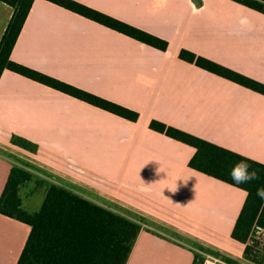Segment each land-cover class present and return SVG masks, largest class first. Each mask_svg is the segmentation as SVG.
<instances>
[{
	"label": "crops",
	"instance_id": "obj_1",
	"mask_svg": "<svg viewBox=\"0 0 264 264\" xmlns=\"http://www.w3.org/2000/svg\"><path fill=\"white\" fill-rule=\"evenodd\" d=\"M77 1L168 46L156 48L52 1L33 0L11 58L139 116L127 119L4 69L0 195L17 165L33 173L19 187L25 209L31 207L25 199L38 186L44 194L48 179L133 210L148 223L125 264H200L192 246L248 261L245 244L231 236L246 191L190 167L195 148L150 128L149 121L264 162V94L178 56L184 47L264 82V13L234 0ZM12 13L13 6L0 0V39ZM14 135L37 149L13 144ZM30 229L0 212V264L17 263Z\"/></svg>",
	"mask_w": 264,
	"mask_h": 264
},
{
	"label": "trees",
	"instance_id": "obj_2",
	"mask_svg": "<svg viewBox=\"0 0 264 264\" xmlns=\"http://www.w3.org/2000/svg\"><path fill=\"white\" fill-rule=\"evenodd\" d=\"M3 1L13 6V13L0 39V75L7 68L127 119L135 121L138 118V111L132 108L13 60L10 54L33 0ZM49 1L156 48L165 50L168 46L166 39L80 1ZM234 1L264 13V0ZM178 56L264 94V82L206 56L184 47L179 50ZM149 127L193 146L195 151L188 161L190 167L246 191L231 236L245 244L246 258L264 264V243L261 248H257V240L250 242L253 225L257 223L264 227V198L257 195L258 190L264 189V162L155 118L149 121ZM11 142L30 151L37 149L36 144L20 136H12ZM240 160L250 165L249 171H256L257 178L236 185L228 173L232 164ZM32 174L31 171L14 165L0 195V212L31 226L16 264L126 263L142 223H148L146 218L128 208H112L109 202L107 205L98 203L87 194L83 195L48 179H44L45 191L40 206L34 211H28L21 205L19 187ZM158 229L163 230L161 227ZM197 258L198 255L194 263Z\"/></svg>",
	"mask_w": 264,
	"mask_h": 264
},
{
	"label": "built area",
	"instance_id": "obj_3",
	"mask_svg": "<svg viewBox=\"0 0 264 264\" xmlns=\"http://www.w3.org/2000/svg\"><path fill=\"white\" fill-rule=\"evenodd\" d=\"M261 236V247L264 243V227L258 225L257 223H255L252 227V230L250 232V242L255 239L256 237ZM259 246V242H257V248H261L258 247ZM192 248L196 251V253L198 254V256L200 257V264H260L257 263L255 261H252L250 259H248V261L246 262H236L233 261L221 254H216L210 250L207 249H202V248H197L195 246H192Z\"/></svg>",
	"mask_w": 264,
	"mask_h": 264
},
{
	"label": "clouds",
	"instance_id": "obj_4",
	"mask_svg": "<svg viewBox=\"0 0 264 264\" xmlns=\"http://www.w3.org/2000/svg\"><path fill=\"white\" fill-rule=\"evenodd\" d=\"M249 169L250 165L246 161L240 160L232 164L228 174L236 185H240L257 178L256 171H249ZM158 172L159 171H157V173ZM257 195L264 198V189L258 190Z\"/></svg>",
	"mask_w": 264,
	"mask_h": 264
},
{
	"label": "rangeland",
	"instance_id": "obj_5",
	"mask_svg": "<svg viewBox=\"0 0 264 264\" xmlns=\"http://www.w3.org/2000/svg\"><path fill=\"white\" fill-rule=\"evenodd\" d=\"M37 184L40 185L38 182H37ZM43 196H44L43 190H42V188H40V186H38L37 191L31 195V198L27 199V200L25 199V201L28 202V204L31 206V207L25 206L26 209H28L30 211L36 210L39 207V205L41 204ZM120 207H122V206H120ZM123 208L126 209L125 207H123ZM129 211H132V210H129ZM256 240L259 242L258 247H261V244H260L261 236L256 237Z\"/></svg>",
	"mask_w": 264,
	"mask_h": 264
}]
</instances>
